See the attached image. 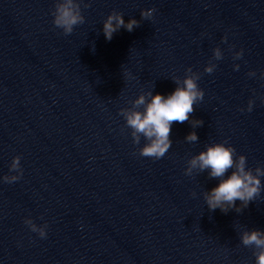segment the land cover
Masks as SVG:
<instances>
[{"label":"water","instance_id":"1","mask_svg":"<svg viewBox=\"0 0 264 264\" xmlns=\"http://www.w3.org/2000/svg\"><path fill=\"white\" fill-rule=\"evenodd\" d=\"M83 3L85 22L65 36L51 23L54 0H0V177L16 175V156L22 169L0 180V264H255L239 237L264 231V177L254 201L224 214L202 195L219 180L184 170L224 141L248 168L264 167V0ZM113 11L139 26L107 41ZM187 68L204 92L190 120L203 125L173 122L165 156L140 157L145 141L133 144L120 110L143 93L168 96ZM249 99L253 110L240 111ZM25 219L47 224L46 238Z\"/></svg>","mask_w":264,"mask_h":264},{"label":"clouds","instance_id":"2","mask_svg":"<svg viewBox=\"0 0 264 264\" xmlns=\"http://www.w3.org/2000/svg\"><path fill=\"white\" fill-rule=\"evenodd\" d=\"M81 5L88 8L90 5L83 3V0H54L53 9L50 12L52 17V25L54 28L61 30L65 36L71 35L76 26L85 22L84 16L81 14ZM156 10H142L140 16L142 20H150ZM139 26V21L129 19L127 23L124 21L121 13L113 11L103 22L102 32L105 40L110 41L113 34L117 33L121 28L128 32H132L135 27ZM226 41V37L222 42ZM243 56V50L233 54L234 60H239ZM222 52L219 48L213 49V60H221ZM216 65L209 62L203 71L206 74H212ZM233 70L238 71L239 65L234 64ZM249 77L256 76L255 72H249ZM130 74L125 73V77ZM260 78L264 79V72L260 74ZM200 74L193 72L191 68L185 70V77H173L176 84L175 90L168 96L153 93H143L134 101H131V107L121 109V115L125 121V127L130 129V136L133 144H140L141 137L145 143L139 148L138 155L153 160H159L165 156L172 145L170 140L171 126L173 122L190 123L192 128L203 125L201 120H190V115L194 112V105L203 100L204 92L198 87L197 81ZM147 98V99H146ZM264 104V99L261 100ZM254 100L249 99L247 108L240 111L251 112L253 110ZM143 106V111L138 109ZM198 137L195 132H190L186 137V142H196ZM228 145L227 141L222 143H213L206 146V150L193 156L187 161L184 175L191 176L193 171L199 173L208 171L210 179H218V186L210 191L202 193L203 199L209 211L219 209L222 213L227 214L230 210L237 213L246 208L249 202L254 201L261 192L260 177H264V167H256L255 169L247 167L246 157L237 155L233 147ZM231 174L225 178L226 173ZM10 172L16 175H6L0 177L4 183H14L21 179L22 169L20 168V157L16 156L12 159L9 166ZM193 195H195L193 193ZM240 205L237 206L236 202ZM24 224L39 238H46L47 224L37 226L31 219H25ZM240 243L244 247L253 248L255 256V264H264V231L247 230L240 233Z\"/></svg>","mask_w":264,"mask_h":264}]
</instances>
